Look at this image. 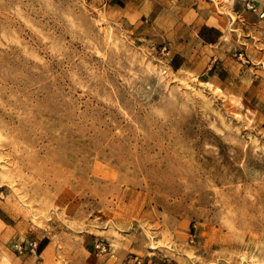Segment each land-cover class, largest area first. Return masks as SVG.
<instances>
[{
  "label": "rangeland",
  "instance_id": "rangeland-1",
  "mask_svg": "<svg viewBox=\"0 0 264 264\" xmlns=\"http://www.w3.org/2000/svg\"><path fill=\"white\" fill-rule=\"evenodd\" d=\"M263 12L0 0V209L21 239L52 264H264Z\"/></svg>",
  "mask_w": 264,
  "mask_h": 264
},
{
  "label": "crops",
  "instance_id": "crops-1",
  "mask_svg": "<svg viewBox=\"0 0 264 264\" xmlns=\"http://www.w3.org/2000/svg\"><path fill=\"white\" fill-rule=\"evenodd\" d=\"M23 242L25 241L21 239L19 230L12 225L11 215L0 209V264H52L47 258L42 257L48 247L46 244L39 243L41 252L37 256L27 251H17L15 244Z\"/></svg>",
  "mask_w": 264,
  "mask_h": 264
},
{
  "label": "built area",
  "instance_id": "built-area-1",
  "mask_svg": "<svg viewBox=\"0 0 264 264\" xmlns=\"http://www.w3.org/2000/svg\"><path fill=\"white\" fill-rule=\"evenodd\" d=\"M253 7V6H251ZM262 16H264V12L262 13ZM15 248L17 251L22 252V251H27L28 253L32 255H37L39 251V242L36 239H32L30 241H27L25 243H17L15 244ZM96 248L103 253H111L113 256V250L112 246L109 243H104L103 241H100L96 244ZM136 264H143L141 260L136 259ZM148 264H153V263H148Z\"/></svg>",
  "mask_w": 264,
  "mask_h": 264
}]
</instances>
